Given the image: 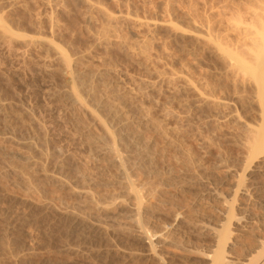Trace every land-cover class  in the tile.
<instances>
[{"label":"rangeland","instance_id":"obj_1","mask_svg":"<svg viewBox=\"0 0 264 264\" xmlns=\"http://www.w3.org/2000/svg\"><path fill=\"white\" fill-rule=\"evenodd\" d=\"M207 2H210L209 4L211 5ZM220 4V0H0V148L3 150L0 151V264H210L208 260L204 259V252L205 250L207 251L209 249L208 247L211 246L210 244H212V235L209 233L201 234L199 233L200 231L196 232L193 229L195 228V222L193 221H195L196 216L193 213L189 214L185 206L187 202H189V205L190 200L192 201L191 198L193 195H190L193 192L196 193L198 190L203 191L204 189L203 192H198L202 193L203 196L209 193L207 189L212 192L214 190L213 187H217L218 183L216 182L221 180L219 176H222L225 169L228 168L229 170V166L231 168L232 161H234V158L231 159V156L233 155L234 157L235 155L232 154L234 153L232 149L229 150L231 139L226 135L229 134L231 126L234 125L232 123L230 124V122L240 123V121H243L241 116H245V113H243L244 111L242 112L243 107L241 104L237 103V99L235 100L233 96H228L225 91H222L223 93L217 92V96H214L217 101L219 100V103L223 104V106L219 104L221 107L218 106L217 108L211 103H209L210 107L209 104L206 105V100L203 99L204 96L202 94L199 95L202 87L203 89L206 88L207 91L210 90L213 82L211 77L215 64L213 57L209 54L202 53L198 46L200 50H194V48L197 47H195L196 43L193 41L192 37L196 36V34L199 35L206 17L212 20L211 23H213V21L215 23L224 21L225 16L227 17L228 14L224 16L220 14L222 10ZM209 7L211 9H209ZM107 17L110 19L108 18V20ZM168 24H171L174 30L172 28V31L168 29L170 26ZM174 24L175 26L173 27ZM164 27H167V29ZM173 31L174 33L177 32L174 36L172 34ZM182 31L186 32V36H183L185 34H183L184 32ZM178 32L183 34H179L182 35V37H179ZM187 32H190L191 38L188 36L189 34ZM59 51L64 55L61 53L59 57ZM62 55H66L69 59L68 61L74 68L76 65V67L79 66V68H83L82 70H94L93 72L94 74L96 73V78H98L96 79L98 81V84L96 81V85H99L100 88L99 97L101 96L102 99H106L108 96H111L108 98L109 101L112 99V102L110 101L111 106H113L114 109H118L120 114L117 111L116 113H118V116L124 118L122 120L127 124L128 122L130 124L131 121L134 124V118L142 113L146 116L143 115L145 119L150 118L149 121L146 119L147 122L145 127L150 130L144 128L142 132L146 130L147 133V135H145V132L143 133L144 140H148L145 139V136L149 138L148 134L150 133V136L153 133V136H151L154 141L153 143H155V140H158V138L159 141L162 139L161 142L163 143L161 144L156 140L155 145L157 146L153 145L150 147L152 143L150 138V141L148 140L147 143V145H149L148 147H150V150L153 152V154L150 155H154L153 158L155 157L154 163L155 160H157L155 167L158 171L161 170L163 173V170H166L170 163L166 158L174 151L176 157L179 153L180 157L183 156L182 158L179 156L177 157L179 163L185 158L186 161L184 160L182 163L184 165L188 163L190 169L193 166L191 170L197 172V170L200 171V169H204L198 172V174L203 175L202 177L199 175V181H203L201 183L199 182L196 188L191 187L195 191L188 189L191 190V193L187 190L186 193L179 194L177 190L173 191L175 201H181L183 210L177 208L178 205L181 204L175 201H172L171 204H160L161 206L163 205L162 208L159 206L160 210H152L153 207H151V210L147 209L146 207L149 205L146 204H150L153 199L152 197L150 198L149 195L151 191L147 192L151 185L148 184L150 180H144L143 177L148 174L146 176L148 178L149 173H144V176L143 173H135L136 175H133L134 177L131 179L134 182L137 180L136 183H139L138 186L141 188L142 195L144 196L142 197V203L147 202L146 204L144 203L145 206L144 204L143 207L141 206L139 211V215H142L139 216V220L141 221L143 219L141 223H144L140 224L142 225V230L139 228L140 225L134 222H138V219H134L133 221V218L129 216V208L133 207V202L135 203V201L131 197L133 196L132 194L128 195V189L125 191L126 189L124 187H127V184H124V182L126 183V180L124 181L122 176L117 175L115 171L105 173L99 169L98 164H95L96 156L93 158L92 156L94 154L86 151L87 149L84 147V142L80 144L81 140L79 138L81 137L82 140L90 136L95 137L94 139L99 137L101 126L98 119L101 118L97 117L98 119H95V114L94 117L93 114L89 112L91 109L84 110V108L80 107L77 103L73 104V102L70 104V101L66 100V96L63 97V95H61L64 90V87H62L63 83H59L58 79L56 80V78L52 77L53 75L50 76L51 78L48 77L50 75L49 71H53L56 68L54 67V61L60 59ZM45 72H48L49 75ZM206 73L207 75H205ZM204 76H206V80L208 79L207 81L202 79ZM45 78L46 80H44ZM100 79H102L101 83L99 81ZM184 81H186L187 84ZM188 81L191 83H188ZM204 81H206L209 86L206 85V87ZM102 82H104L103 84H105L107 88L103 87V89L100 87ZM21 84H24V86L21 87ZM111 89L117 92V95L120 94L118 98L112 94L113 91ZM55 91H57L56 94ZM122 94L124 96H122ZM208 95L210 96V92H208ZM127 96L129 98H127ZM201 96H203V98H201ZM122 97L127 100L126 103H123V101L126 100L124 98L122 99ZM128 102L131 104H127ZM88 105L86 109H89L90 106ZM49 110L52 111L50 112ZM83 113L85 115H83ZM101 114L100 116L103 117L104 115L102 116ZM168 117L171 121L168 120ZM96 120L98 121L96 122ZM172 120L173 123L179 121L182 126H179L181 125L179 122L175 123V125L172 124ZM50 121L55 122V125ZM166 122H169L168 128ZM147 123H151V126L156 125L154 128L162 126L161 129L159 128L161 130L160 133L159 130L156 129L159 134L158 136L157 134L154 135L156 130L154 129V132L153 128ZM37 125L38 127L40 125V129ZM44 125L47 127L43 128ZM176 125L182 130L179 133V130H175L174 128L176 127L178 129ZM182 127L185 128L183 129ZM41 128H43L42 131ZM44 130H46L45 132L50 136L54 135L53 137L55 138L52 140L53 143L56 141V144H52V141L49 140V137H47L48 135L46 136ZM151 130L153 132L149 133ZM226 131H228V133ZM220 133L221 135L224 134V136L222 135L223 139H221L222 136ZM88 134L89 137H86L85 135ZM177 134L181 137L180 139H177L179 138ZM181 134L183 135L181 136ZM82 135L85 137L83 138ZM156 136L158 138H155ZM174 136H176L175 139ZM167 139L170 142L172 141V144ZM182 139L186 140L188 145L183 140L184 144ZM47 140L49 142H47ZM71 140L72 142H70ZM221 141L224 143V146ZM164 142L166 144L168 143V145L171 144V146L167 148L168 145H165ZM177 142L181 147L185 145L184 149L175 145ZM221 144L224 150L221 148ZM65 145L68 147L66 148ZM158 146L161 149L164 148V146L165 148L160 150L157 149L159 148ZM171 147L174 151H171L173 150ZM185 147L187 148L186 150ZM152 148H154V150H152ZM225 148L226 151L228 149L227 154L225 153ZM77 149L80 151H77ZM7 151H17L16 153L22 155L28 154L27 156H29L28 160L30 164L34 170L36 169L33 173V180L36 182L35 184L33 183L34 186L32 185V188L26 189L28 187L27 184L22 182L25 177L24 174L22 176L14 172L17 166L20 167L21 164L18 162L13 163L12 159L6 154ZM162 151L167 154L165 153V155L162 153V155H160ZM230 151L232 152L230 153ZM85 152H88V154ZM76 154H79L78 157ZM172 155L173 154L169 156L171 157ZM162 156L167 157L163 158ZM31 160L34 161L32 162ZM171 160L172 158L170 161ZM177 160H174V162ZM206 160H208V162ZM174 162L172 161L170 163L173 167L176 165L180 170L186 168L181 166L180 168L179 165H182V163L178 164L175 162L176 164H174ZM190 164H192V166ZM206 165H208V168ZM14 166L16 167L15 169ZM225 166L227 168H225ZM222 167H224L223 172ZM12 170L14 173H12ZM215 170L217 171L215 172ZM220 172H222V174H220ZM216 173L219 175L218 177ZM19 175L22 177L20 178ZM94 179L96 181H94ZM85 181L87 182L86 184ZM141 181L146 182L142 184ZM201 184H203V186ZM151 187V190L155 189L153 186ZM83 189L92 195H97L99 193L101 196L95 195V197H99L97 200H104L105 202L100 201L102 205L97 200L95 201L96 204L93 202L94 205L87 203L82 197L77 196V194L84 191ZM67 192L70 193L68 194ZM108 194L110 196L112 195V198L109 197ZM182 194L186 199L189 194V201L184 198L182 199H184L186 203L184 200L182 201L181 197H179V195L182 196ZM103 196L104 199L101 198ZM204 200L203 202L209 203L210 199L208 200L206 198L207 201ZM176 203H178V205ZM183 203L185 206H183ZM210 203H212L211 200ZM88 205L89 207H87ZM170 205L172 208H169ZM102 206L105 208L103 209ZM95 207H97V209ZM144 208H146L147 211ZM66 210H69L73 215L77 214V216L87 218L86 220H90L89 222L99 223L107 229L108 233L101 234L97 231L91 232L87 228L81 227L78 224L76 225L70 217L65 218L61 216V212H67ZM208 210H206V212ZM258 210L259 213H261L260 211L262 210L256 209L257 212ZM182 213L185 214L183 215ZM207 213L209 214L210 212ZM207 213L205 215H208ZM87 214H89L88 217ZM193 217L195 218L193 219ZM207 218L208 217L205 216L202 220ZM189 219H192L191 223ZM208 220L209 218L207 219V223ZM144 228L145 231H143ZM147 234L150 235L151 241L156 244L154 249L157 253H155L159 255L155 256L158 257L150 258V256L147 255L144 257L145 247L141 241L144 240L145 236L147 238ZM141 251L144 253L142 254ZM160 257L163 260H161ZM138 258L140 260H138ZM158 259L161 260V262Z\"/></svg>","mask_w":264,"mask_h":264},{"label":"bare ground","instance_id":"obj_2","mask_svg":"<svg viewBox=\"0 0 264 264\" xmlns=\"http://www.w3.org/2000/svg\"><path fill=\"white\" fill-rule=\"evenodd\" d=\"M219 1V0H218ZM227 1V2H226ZM226 2V3H225ZM203 3V2H202ZM208 4L210 2H207ZM220 6L222 8L221 13L223 16L228 14V16H225L224 21L221 22H214L211 23L212 20H209L206 16L205 18V23L203 24V27L200 29V33L199 35L196 34V36L192 37L190 36V32L188 33L190 36V38H193V41L196 43V46L194 44L195 47H199L201 49L202 53L205 54H209L210 56L213 57L214 59V64L215 67L213 72H212V85L210 87V90L207 91L206 88L203 89V87L201 88V92L199 93V95H203L201 96V98H203L204 100H206V105L211 103L214 107H218L220 106L222 103H219V100L217 101L216 97H214L215 95L217 96V92H222L225 91L228 96L231 95L233 96V98L236 100L237 99V103H240L241 106L243 107L242 112L245 113V116L243 117V115L241 116L243 118V121L240 123H233L230 122V124H234L233 126H231L230 128V137L229 134L226 135L224 132V134L231 139V146L229 148V150L232 149V151L234 153L235 156L233 157V155L231 156V159L234 158V161H232V165L231 168L229 166V170H228V166L225 168V171L223 170L224 167H222V172H220V174H222V176L217 175V177L219 176V178H221V180H218L217 187H213L214 190L211 192L209 189H207L209 191V193L207 195H202V193H198L200 190H196L197 192H193L195 194H191L190 196H192V201L190 200V204L188 205L189 202L186 203V201L184 199H186V197L184 198L183 194L182 196L179 195V197L184 198L182 199V201L184 200L186 203L183 206H185V209H187V212L193 213L195 217H193V219L195 218V225L193 228L196 232L200 231L199 233L201 234H211L212 236V244H210L211 246L208 247L209 249L204 252V259L208 260L210 264H264V0H220ZM216 4V3H215ZM211 5V4H209ZM205 6V5H204ZM208 6V5H207ZM217 6V5H216ZM215 7V5H214ZM213 8V7H212ZM218 8V7H217ZM207 9V8H206ZM209 9H211L209 7ZM220 10V8H219ZM104 11V10H103ZM101 12V11H100ZM105 12V11H104ZM209 12V11H208ZM103 13V12H102ZM101 13V14H102ZM204 13V12H203ZM217 13V12H216ZM208 14V13H207ZM206 14V15H207ZM221 15V16H222ZM104 16V15H103ZM106 16V15H105ZM192 16V15H191ZM110 17V16H109ZM107 17V19L109 18ZM219 17V16H218ZM217 17V18H218ZM112 18V17H111ZM193 18V17H192ZM212 18V17H211ZM220 18V17H219ZM110 19V18H109ZM108 19V20H109ZM115 19V18H114ZM113 19V20H114ZM191 19V18H190ZM214 19V18H213ZM128 20V19H127ZM132 20V18H131ZM135 20V19H133ZM192 20V19H191ZM204 20V19H203ZM219 20V19H218ZM130 21V20H129ZM128 21V22H129ZM189 21V20H188ZM158 22V21H157ZM169 22V21H168ZM201 22V21H200ZM131 23V22H129ZM135 23V22H134ZM160 23V22H159ZM158 23V24H159ZM156 24V23H154ZM166 24V23H165ZM173 24V23H171ZM171 24L168 27V29H171ZM192 24V23H191ZM200 24V23H199ZM132 25V24H131ZM134 25V24H133ZM167 25V24H166ZM189 25V24H188ZM175 26V24L173 25V27ZM155 27V26H153ZM167 29V27H164ZM200 28V27H199ZM173 29V28H172ZM171 29V31H172ZM176 29V28H175ZM178 29V28H177ZM176 29V30H177ZM174 30V29H173ZM179 30V29H178ZM181 30V29H180ZM170 31V30H169ZM196 31V30H195ZM176 32V31H175ZM184 32L183 35L181 32H178L179 34H182L183 36H186V32ZM198 33V32H197ZM173 36L176 33H174V31L172 32ZM182 35H179V37ZM195 35V34H192ZM177 36V35H176ZM175 36V37H176ZM189 38V39H190ZM174 39V38H173ZM191 43H193L192 41H190ZM183 43V42H182ZM187 47V46H186ZM197 48H194V50H200ZM49 50V49H48ZM51 50V49H50ZM52 51V50H51ZM53 52V51H52ZM55 52V51H54ZM58 52V50H57ZM60 52V51H59ZM60 55L59 57L61 56ZM135 53V52H134ZM197 53V52H195ZM194 53V54H195ZM37 54V53H36ZM52 54V53H51ZM59 54V53H58ZM63 54V53H62ZM55 55V54H54ZM57 55V54H56ZM64 55V54H63ZM60 59H57L56 61H54L55 65L54 67L55 70H51L46 74H48L47 76L49 78H51L50 76L56 78V80H59V83L62 82L64 84H62V87H64V90L62 91L61 95L66 96V100L70 101L74 103H77L80 107L84 108V110H90L89 111L91 114H95L96 118L98 119L99 117L101 119L96 120V122H100V128H101V132L99 134V137L94 139L95 137H89L88 135H85L86 137L88 136L89 138H86L84 141L82 140V137L79 138L80 144L81 142L85 143L84 147H86V151H88L91 154H94L92 157H95V164H98L99 169H101L102 171H104L105 173L111 172V171H115V173L119 176H122L123 180H126V183L124 182V184H127V187L125 186L124 188L126 189L125 191H127L128 195L132 194L133 196H131L133 198V200L135 201V203L133 202V207L129 208V216L131 218L134 219H138V223L137 221H134L137 224H144L141 223L143 222L142 220L140 221V215H139V211L141 206L143 207L142 203V197H144L142 195V190L141 188L138 186L139 183L137 184V180L136 182H134L131 178L134 177L133 175H136L135 173L138 174H142L144 176V173H149L148 178L145 176L143 177L144 180H150L148 181V184H151L148 191H153L152 192V196H151V192L149 193L150 198L152 197L153 201L150 202V204H146L149 205L148 207H146L147 209L152 210L153 209H159L160 207L162 208L163 205L161 206L160 204H171L172 201H175V196H174V192L175 190H177L178 194L179 193H186L188 189H192L193 187H197L199 184V175L202 177L203 175L198 174V172H201V170L204 169H200L197 170V172H195L193 169L192 164H190L192 167L190 169L188 163L187 165L183 164L182 162H184V160L180 163H182V165H179V167H186L184 169H179L178 167H176V165H171L170 163L174 160H177V157L180 155H177V157L174 155L175 151L174 149L171 147V151H174L171 157L168 155V157L166 158L165 156H162L163 158L165 157L170 163L168 165V167L166 168V170L164 171L163 169V173L161 170V172H159L156 169V161L154 163V158L153 156H151L150 154H153V152L150 150V147H152L153 145H155V143H153L154 141L152 140L153 133L150 136V132H153L152 130L149 131L150 134L149 138L152 140L151 146L148 147L149 145H147L148 140L150 141L149 138L148 140H144V132L146 133V130L143 131V129L146 127V119H145V115L142 113L140 115L142 116H136L138 114H136L135 118H134V124L131 123L132 125L128 124L123 121L122 117L118 116V113L120 114V112H118L117 108H113V106H111L110 101L112 99H110L109 101V97L108 96L106 99H102L101 96L99 97V85H96V73L94 74V70H82L81 68L76 67L75 68L70 64V62L68 61L69 59L65 56H63ZM132 55V54H131ZM189 55V54H188ZM58 58V57H57ZM131 58V57H130ZM196 59V57H195ZM198 59V58H197ZM201 59V58H200ZM199 60V59H198ZM193 61V60H192ZM200 61V60H199ZM80 63V62H79ZM78 63V64H79ZM196 63V62H195ZM76 64V63H74ZM190 64V63H189ZM193 64V63H192ZM40 65V64H39ZM38 65V66H39ZM191 65V64H190ZM44 66V65H43ZM46 66V65H45ZM51 66V65H50ZM193 66V65H192ZM53 67V66H52ZM73 67V68H72ZM81 67V66H80ZM207 67V66H206ZM47 68V67H46ZM51 68V67H50ZM41 69V68H40ZM45 69V68H44ZM87 69V68H86ZM199 69V68H198ZM206 69V68H205ZM189 70V69H188ZM194 70V69H193ZM48 71V70H47ZM42 72V71H41ZM193 72V71H191ZM205 72V71H204ZM199 73V72H198ZM211 73V72H210ZM181 75V74H180ZM207 75V73L205 74ZM14 76V75H13ZM17 76V75H16ZM127 76V75H126ZM126 76H125V81H126ZM129 76V75H128ZM15 77V76H14ZM18 77V76H17ZM99 77V76H98ZM186 77V76H185ZM184 77V80H185ZM101 78V77H99ZM199 78V77H198ZM206 76H204V78L202 77V79H205ZM182 79V78H181ZM46 80V78L44 79ZM51 80V79H50ZM177 80V79H176ZM208 80V79H207ZM206 80V81H207ZM26 81V80H25ZM28 81V80H27ZM48 81V80H47ZM100 83L102 81V79L99 80ZM206 81H204L205 86L207 85ZM29 82V81H28ZM56 82V81H54ZM168 82V81H167ZM173 82V81H172ZM176 82V81H175ZM186 83V81H184ZM183 82V83H184ZM20 83V82H19ZM22 83V82H21ZM99 83V84H100ZM104 82H102V85H100V87H106L105 84H103ZM188 83H191L188 81ZM46 84V83H45ZM98 84V81H97ZM187 84V83H186ZM211 84V83H210ZM27 85V84H26ZM48 85V84H47ZM46 85V86H47ZM51 85V84H50ZM170 85V84H169ZM178 85V84H177ZM181 85V84H180ZM179 85V87H180ZM189 85V84H188ZM24 84H21V87H23ZM54 86V85H53ZM98 90H97V87ZM194 86V85H192ZM209 86V84L207 85ZM206 86V87H207ZM51 87V86H50ZM196 87V86H195ZM199 87V86H198ZM20 88V87H19ZM39 88V87H38ZM52 88V87H51ZM107 88V87H106ZM177 88V86H176ZM193 88V87H192ZM209 88V87H208ZM24 89V88H23ZM63 89V88H62ZM104 89V88H103ZM109 89V88H108ZM113 89V88H112ZM111 89V90H112ZM115 89V88H114ZM175 89V88H174ZM194 89V88H193ZM199 89V88H198ZM60 90V89H58ZM102 90V89H101ZM110 90V92H111ZM115 97H119L117 92H115L114 90H112ZM117 91V90H116ZM57 91H55L56 94ZM109 92V91H108ZM208 92H210V96L208 95ZM51 93V92H50ZM179 93V92H178ZM223 93V92H222ZM111 94V95H112ZM183 94V93H182ZM59 95V94H58ZM113 96V95H112ZM122 96H124L122 94ZM126 96V95H125ZM129 96V95H128ZM127 96V98H129ZM171 96V95H170ZM181 96V95H180ZM230 96V97H231ZM49 97V96H48ZM56 97V96H55ZM62 97V98H63ZM104 97V96H103ZM121 97V96H120ZM166 97V96H165ZM200 97V96H199ZM124 97H122L123 99ZM133 98V97H132ZM179 98V97H178ZM194 98V97H193ZM219 98V97H218ZM108 99V100H107ZM116 99V98H114ZM113 99V100H114ZM125 99V98H124ZM117 100V99H116ZM126 100V99H125ZM129 100V99H128ZM131 100V99H130ZM203 100V101H204ZM224 100V99H223ZM119 101V99H118ZM239 101V102H238ZM112 102V101H111ZM120 102H121V98H120ZM126 101H123V103H126ZM179 102V101H178ZM202 102V101H201ZM225 102V101H224ZM114 103V102H113ZM235 103V102H234ZM89 104V105H88ZM116 104V103H115ZM129 104V102L127 103ZM126 104V105H127ZM131 104V103H130ZM129 104V105H130ZM133 104V102H132ZM177 104V102H176ZM199 104V103H198ZM220 104V105H219ZM90 106L89 109L86 107ZM113 105V104H112ZM225 105V104H224ZM228 105V104H226ZM170 106V105H169ZM223 106V104H222ZM230 106V105H229ZM235 106V105H234ZM240 106V107H241ZM79 107V108H80ZM121 107V106H120ZM123 107V106H122ZM126 107V106H125ZM124 107V108H125ZM210 107V104H209ZM221 107V106H220ZM130 108V106H129ZM224 108V107H223ZM232 108V107H231ZM52 109V106H51ZM117 109V110H116ZM162 109V108H161ZM190 109V108H189ZM222 109V108H221ZM80 110V109H79ZM138 110V109H137ZM158 110V109H157ZM175 110V109H174ZM197 110V109H196ZM215 110V109H214ZM229 110V109H228ZM50 111V110H49ZM52 111V110H51ZM50 111V112H51ZM100 111V113H99ZM116 111L118 113H116ZM239 111V110H238ZM46 112V111H45ZM44 112V113H45ZM93 112V113H92ZM166 112V111H165ZM171 112V111H170ZM191 112V111H190ZM197 112V111H196ZM241 112V111H240ZM35 113V112H34ZM37 113V112H36ZM102 113V114H101ZM136 113V111H135ZM138 113V112H137ZM140 113V112H139ZM158 113V112H157ZM163 113V111H162ZM161 113V115H162ZM178 113V112H177ZM239 113V112H238ZM242 113V114H243ZM47 114V113H46ZM45 114V115H46ZM54 114V113H53ZM87 114V113H86ZM100 114L103 116L101 117ZM167 114V113H166ZM182 114V113H181ZM210 114V113H209ZM232 114V113H231ZM50 115V114H49ZM55 115V114H54ZM83 115H85L83 113ZM134 115V114H133ZM143 115L145 117H143ZM175 115V114H174ZM183 115V114H182ZM39 116V115H38ZM43 116V114H42ZM47 116V115H46ZM68 116V115H67ZM66 116V117H67ZM94 116V117H95ZM157 116V115H156ZM164 116V115H163ZM170 116V115H169ZM240 116V115H239ZM55 117V116H54ZM65 117V116H64ZM98 117V118H97ZM229 117V116H228ZM39 118V117H38ZM48 118V117H47ZM92 118V117H91ZM153 118V115H152ZM163 118V117H162ZM167 118V117H166ZM212 118V117H211ZM224 118V117H223ZM241 118V119H242ZM44 119V118H43ZM51 119V118H50ZM63 119V118H61ZM73 119V118H72ZM75 119V117H74ZM89 119V118H88ZM181 119V118H180ZM185 119V118H184ZM227 119V118H226ZM237 119V118H236ZM39 120V119H38ZM41 120V119H40ZM127 120V119H126ZM148 121L150 120V118L147 119ZM161 120V119H160ZM169 120V117H168ZM174 120V119H173ZM172 120V124L175 125V123H178L179 121H176L173 123ZM208 120V119H207ZM63 121V120H62ZM73 121V120H72ZM156 121V120H155ZM163 121V119H162ZM171 121V120H169ZM215 121V120H214ZM222 121V120H221ZM228 121V120H227ZM239 121V120H238ZM45 122V121H44ZM52 122V121H50ZM152 122V121H151ZM161 122V121H160ZM39 123V122H38ZM46 123V122H45ZM55 125V122H52ZM57 123V122H56ZM60 123V121H59ZM78 123V122H77ZM163 123V122H161ZM167 123V122H166ZM169 123V122H168ZM168 123H167V128H168ZM180 123V122H179ZM193 123V122H192ZM198 123V122H197ZM41 124V123H40ZM72 124V123H71ZM94 124V123H93ZM148 124V123H147ZM151 124V123H150ZM148 124V125H150ZM155 124V123H154ZM181 124V123H180ZM185 124V123H183ZM191 124V123H190ZM225 124V123H224ZM43 125V124H41ZM46 125V124H45ZM47 127V126H45ZM57 125V124H56ZM98 125V124H96ZM153 125V124H152ZM158 125V124H157ZM49 126V125H48ZM53 126V125H52ZM74 126V125H72ZM151 126V125H150ZM156 126V125H154ZM154 126H151L153 128V130L157 129L159 130V133L161 132V127L159 126V128H154ZM178 127V125H176ZM179 126H182L179 125ZM205 126V125H204ZM216 126V125H215ZM219 126V125H218ZM229 126V125H228ZM38 127V125H37ZM40 127V125H39ZM38 127V128H39ZM55 127V126H54ZM59 127V126H58ZM71 127V125H70ZM82 127V126H81ZM149 127V126H147ZM173 127V126H172ZM211 127V126H210ZM214 127V126H213ZM41 128V131L42 129ZM56 128V127H55ZM73 128V127H72ZM71 128V129H72ZM76 128V127H75ZM175 130H179L178 133L182 130L174 127ZM181 128V127H180ZM183 128V127H182ZM185 128V127H184ZM183 128V129H184ZM194 128V127H193ZM40 129V128H39ZM47 129V128H46ZM53 129V128H52ZM147 130H150L148 128H145ZM215 129V128H214ZM221 129V127H220ZM77 130V129H76ZM75 130V131H76ZM154 130V132H155ZM157 136L159 135L157 133ZM208 130V129H207ZM46 130H44V133L46 134L47 137H49V140L52 141V144H56V141H54L53 143V136H50L49 134H47L45 132ZM50 131V130H49ZM58 131V130H56ZM79 131V130H77ZM215 131V130H214ZM55 132V131H54ZM148 132V131H147ZM172 132V131H171ZM188 132V131H186ZM228 133V131H226ZM43 133V134H44ZM58 133V132H57ZM177 133V132H175ZM183 133V132H181ZM210 133V132H209ZM42 134V135H43ZM52 134V132H51ZM75 134V133H74ZM77 134V132H76ZM75 134V135H76ZM187 134V133H185ZM224 134H222L224 136ZM60 135V134H59ZM71 135V134H70ZM97 135V134H96ZM147 135V133L145 134ZM166 135V134H165ZM178 135V134H177ZM183 134H181L182 136ZM221 135V133H220ZM221 135V136H222ZM40 136V135H39ZM45 136V137H46ZM74 136V135H73ZM81 136V135H80ZM83 136V135H82ZM83 136V138L85 137ZM95 136V135H94ZM155 138H158V137ZM179 136V135H178ZM185 136V135H184ZM187 136V135H186ZM190 136V135H189ZM197 136V135H196ZM211 136V135H209ZM223 136L221 139H223ZM44 137V136H43ZM64 137V136H63ZM72 137V136H70ZM160 137V136H159ZM169 137V136H168ZM172 137V135H171ZM176 136H174L175 139ZM214 137V136H213ZM39 138V137H38ZM60 138V137H59ZM161 138V137H160ZM167 138V137H166ZM170 138V137H169ZM168 138V139H169ZM181 137L179 136L180 139ZM184 138V137H182ZM188 138V137H187ZM225 138V137H224ZM41 139V138H40ZM44 139V138H43ZM47 139V138H46ZM45 139V140H46ZM69 139V138H68ZM71 139V138H70ZM77 139V138H76ZM167 139V140H168ZM176 139V141H177ZM186 139V138H185ZM189 139V138H188ZM212 139V138H211ZM56 140V139H55ZM73 140V139H72ZM72 140L70 142H72ZM182 139V142L184 143V141L186 142V140ZM217 140V139H216ZM215 140V141H216ZM44 141V140H43ZM67 141V140H66ZM145 141V142H144ZM147 141V142H146ZM158 142H161L162 139L159 141V138L157 140ZM164 141V140H163ZM169 141V140H168ZM181 141V140H179ZM188 141V140H187ZM46 142V141H45ZM47 142H49L47 140ZM65 142V140H64ZM166 142V141H165ZM164 142V143H165ZM170 142V141H169ZM172 142V141H171ZM170 142V143H171ZM211 142V141H210ZM27 143V142H26ZM66 143V142H65ZM68 143V141H67ZM79 143V142H78ZM180 143V142H179ZM219 143V142H218ZM222 143V141H221ZM28 144V143H27ZM59 144V142H58ZM73 144V143H72ZM71 144V146H72ZM158 144V145H160ZM172 144V143H171ZM168 143L165 145H168L167 148L169 146ZM185 144V143H184ZM187 144V142H186ZM208 144V143H207ZM214 144V143H213ZM224 146V143H222ZM221 144V148L223 147ZM31 145V144H30ZM163 145V144H162ZM177 146V144H175ZM188 145V144H187ZM227 145V144H226ZM55 146V145H54ZM57 146V145H56ZM61 146V144H60ZM76 146V145H75ZM74 146V148H75ZM157 146V145H155ZM154 146V148H155ZM174 146V145H173ZM184 146L180 148L184 149ZM194 146V145H193ZM214 146V145H213ZM220 146V145H219ZM4 147V146H2ZM47 147V146H46ZM66 147V145H65ZM63 147V148H65ZM68 147V146H67ZM66 147V148H67ZM159 147V146H158ZM162 147V146H161ZM176 147V146H175ZM174 147V148H175ZM205 147V146H204ZM208 147V146H207ZM62 148V147H61ZM73 148V149H74ZM79 148V146H78ZM154 148H152V150H154ZM165 148V146H164ZM164 148H157L160 150H163ZM200 148V146H199ZM220 148V147H219ZM227 148V147H226ZM225 148V153L227 154L228 149L226 151ZM69 149V148H68ZM76 149V148H75ZM85 149V148H83ZM156 149V150H157ZM177 149L179 150V148L177 147ZM187 148L185 147V150ZM191 149V148H190ZM211 149V148H210ZM223 149V148H222ZM2 149L0 148V151ZM13 150V149H12ZM79 149H77L78 151ZM176 150V149H175ZM203 150V149H202ZM208 150V149H207ZM219 150V149H218ZM224 150V149H223ZM222 150V151H223ZM3 151V150H2ZM6 151V150H5ZM67 151V150H66ZM75 151V150H74ZM80 151V150H79ZM168 153L169 150L167 149ZM177 151V150H176ZM182 151V150H181ZM192 151V150H191ZM221 151V149H220ZM230 151V153L232 152ZM17 152V151H16ZM16 152H10L7 151L6 154L8 155V157H10V159H12L13 163L14 162H18L20 165L17 166V169H15L16 167L14 166V169L17 174H21L23 176L24 174V180L22 181L23 183L25 182L27 184V190L28 188H32V185L34 186L35 182L33 180V173L34 168L32 167V165L29 162V156L25 155V154H18ZM23 152V151H22ZM84 152V151H83ZM88 152H85L88 154ZM152 152V153H151ZM185 152V151H184ZM188 152V151H186ZM207 152V151H206ZM224 152V151H223ZM5 153V152H3ZM24 153V152H23ZM72 153V152H71ZM81 153V152H80ZM157 153V152H156ZM155 153V154H156ZM159 153V151H158ZM163 151L161 152L160 155H162ZM166 153V152H165ZM163 153V154H165ZM178 153V152H177ZM182 153V152H181ZM193 153V152H192ZM2 154V153H1ZM5 154V157L7 159V156ZM33 154V153H32ZM167 154V153H166ZM165 154V155H166ZM183 154V153H182ZM191 154V153H189ZM187 154V155H189ZM208 154V153H207ZM4 155V154H2ZM77 155V154H76ZM79 155V154H78ZM77 155V157H78ZM185 155V154H184ZM193 155V154H192ZM204 155V154H203ZM212 155V154H211ZM229 155V154H228ZM231 155V154H230ZM81 156V154H80ZM157 156V155H156ZM159 156V154H158ZM157 156V158H158ZM182 156V155H181ZM194 156V155H193ZM216 156V155H215ZM180 157V156H179ZM183 157V156H182ZM180 157V158H182ZM223 157V156H222ZM34 158V157H33ZM91 158V157H90ZM89 158V159H90ZM172 158V160L170 161V159ZM176 158V159H175ZM5 159V158H4ZM162 159V158H161ZM188 159V158H187ZM192 159V157H191ZM201 159V158H200ZM199 159V160H200ZM28 160V161H27ZM35 160V159H34ZM33 160V161H34ZM79 160V159H78ZM86 160V158H85ZM92 160V158H91ZM163 160V159H162ZM166 160V161H167ZM218 160V159H217ZM10 161V160H9ZM32 161V160H31ZM32 161V162H33ZM88 161V159H87ZM180 161V160H179ZM186 161V160H185ZM190 161V160H189ZM208 162V160H206ZM176 163L180 164L177 161H175ZM174 162V164H176ZM188 162V161H187ZM191 162V161H190ZM189 162V163H190ZM213 162V161H212ZM225 162V161H224ZM77 163V162H76ZM167 163V162H166ZM219 163V162H218ZM230 163V162H229ZM9 164V163H8ZM12 164V163H11ZM18 164V165H19ZM80 164V163H79ZM86 164V163H85ZM93 164V163H92ZM168 164V163H167ZM173 164V163H172ZM177 164V165H178ZM226 164V162H225ZM194 165V163H193ZM203 165V163H202ZM201 165V166H202ZM211 165V164H210ZM213 165V164H212ZM224 165V164H222ZM7 166V165H6ZM90 166V165H89ZM92 166V165H91ZM208 165H206L207 167ZM35 167V166H34ZM41 167V166H40ZM81 167V166H80ZM88 167V165H87ZM86 167V168H87ZM166 167V166H165ZM180 167V168H181ZM195 167V166H194ZM211 167V166H210ZM43 168V167H42ZM158 168V167H157ZM178 168V169H177ZM196 168V167H195ZM208 168V167H207ZM13 169V170H14ZM25 169V170H24ZM47 169V168H46ZM77 169V168H76ZM94 169V168H93ZM217 169V168H216ZM12 170V173H14ZM39 170V169H38ZM79 170V168H78ZM81 170V169H80ZM220 170V169H219ZM9 171V170H8ZM25 171V173H24ZM43 171V170H42ZM84 171V170H83ZM99 171V170H98ZM217 170H215L216 172ZM221 171V170H220ZM5 172V171H4ZM40 172V171H39ZM103 172V173H104ZM204 172V171H203ZM206 172V170H205ZM213 172V171H212ZM219 172V171H218ZM15 173V174H16ZM26 174V175H25ZM80 174V173H78ZM94 174V172H93ZM153 174V176H152ZM212 174V173H211ZM219 174V173H218ZM10 175V173H9ZM8 175V176H9ZM101 175V174H100ZM105 175V174H104ZM115 175V174H114ZM151 175V177H150ZM214 175V174H213ZM20 176V175H19ZM20 176V178L22 177ZM87 176V175H86ZM96 176V175H95ZM138 176V175H137ZM212 176V175H211ZM4 177V176H3ZM89 177V176H88ZM102 177V176H101ZM151 179H150V178ZM216 177V178H217ZM19 178V179H20ZM94 178V177H93ZM97 178V177H96ZM116 178V177H115ZM37 179V178H36ZM203 179V178H202ZM142 180V179H140ZM139 180V182H140ZM209 180V179H208ZM88 181V180H87ZM94 181H96L94 179ZM203 181V180H202ZM201 181V182H202ZM220 181V182H219ZM142 182V181H141ZM144 183L146 181H143ZM142 182V184H144ZM200 182V183H201ZM208 182V181H207ZM206 182V183H207ZM211 182V181H210ZM15 183V182H14ZM34 183V184H33ZM87 182L85 181V184ZM95 183V182H94ZM93 183V184H94ZM99 183V182H98ZM205 183V185H206ZM215 183V182H214ZM20 184V182H19ZM97 184V183H96ZM147 184V185H148ZM155 184V187H154ZM204 184V183H203ZM203 184H201L203 186ZM141 185V184H140ZM199 185V186H201ZM216 185V184H215ZM214 185V186H215ZM36 186V185H35ZM65 186V185H64ZM63 186V187H64ZM146 186V185H144ZM151 186H153V188L151 190ZM18 187V186H17ZM21 187V186H20ZM24 187V186H23ZM26 187V186H25ZM66 187V186H65ZM121 187V186H120ZM142 187V185H141ZM192 187V188H191ZM35 188V187H34ZM56 188V187H55ZM144 188V187H143ZM148 188V187H147ZM204 188V187H203ZM200 188V189H203ZM22 189V188H21ZM44 189V188H43ZM63 189V188H62ZM78 189V188H77ZM146 189V187H145ZM212 189V188H211ZM23 190V189H22ZM34 190V189H33ZM65 190V189H64ZM68 190V189H67ZM74 190V188H73ZM84 190V189H83ZM193 190V189H192ZM206 190V191H207ZM26 191V190H25ZM30 191V190H29ZM35 191V190H34ZM58 191V189H57ZM72 191V189H71ZM70 191V192H71ZM79 191V190H78ZM97 191V190H96ZM189 192L191 190H188ZM195 191V190H193ZM204 191V189H203ZM202 190L200 192H203ZM24 192V191H23ZM27 192V191H26ZM43 192V191H42ZM46 192V191H45ZM59 192V191H58ZM69 192V193H70ZM75 192V191H74ZM92 192V191H91ZM99 192V191H98ZM97 192V193H98ZM113 192V190H112ZM28 193V192H27ZM47 193V192H46ZM68 193V192H67ZM68 193V194H69ZM102 193V192H101ZM108 193V192H107ZM106 193V195H107ZM191 193V192H190ZM29 194V193H28ZM51 194V193H50ZM111 194V193H110ZM144 194V193H143ZM73 195V194H72ZM96 194H89V192L87 191H83L80 192L79 194H77V196L82 197V199L84 201H87V203L89 204H96V200L97 198L99 199V197L101 195H99V193L96 195L99 197H95ZM103 195V193H102ZM109 195V194H108ZM176 195V193H175ZM185 195V194H184ZM31 196V195H30ZM45 196V195H44ZM64 196V195H63ZM147 196V195H146ZM178 196V195H177ZM186 196V195H185ZM189 194L187 195V201H189L190 196ZM207 196V197H206ZM28 197V196H26ZM38 197V196H37ZM72 197V196H71ZM107 197V196H106ZM109 197L112 198V195ZM114 197V196H113ZM126 197V196H125ZM148 197V196H147ZM29 198V197H28ZM62 198V197H61ZM104 199V196L101 197ZM108 198V197H107ZM115 198V197H114ZM113 198V199H114ZM189 198V199H188ZM206 198L209 200H211L212 203L207 202H203L207 201ZM25 199V198H23ZM106 199V198H105ZM130 199V198H129ZM146 199V198H145ZM180 199V198H179ZM144 200V199H143ZM178 200V199H177ZM31 201V200H30ZM29 201V202H30ZM37 201V200H36ZM77 201V200H76ZM99 201V203H101L100 201L102 200H97ZM104 201V200H103ZM102 201V202H103ZM110 201V200H108ZM107 201V202H108ZM115 201V199H114ZM118 201V200H117ZM121 201V200H120ZM149 201V200H148ZM82 202V201H81ZM105 202V201H104ZM178 202L181 205H178V203H176L178 205L175 206V204H173L175 207L177 208H181L183 210L182 203L181 201H175ZM31 203V202H30ZM86 203V204H87ZM98 203V202H97ZM98 203V204H99ZM122 203V201H121ZM152 203V204H151ZM174 203V202H173ZM28 204V203H26ZM84 204V203H83ZM93 204V205H94ZM111 204V202H110ZM113 204V203H112ZM119 204V203H118ZM144 204V206H145ZM44 205V204H43ZM47 205V204H46ZM102 205V203H101ZM135 205V206H134ZM40 206V205H39ZM160 206V207H159ZM173 206V207H174ZM89 207V205L87 206ZM103 207V206H102ZM116 207V206H115ZM171 207V205L169 206V208ZM208 208L204 210V208ZM37 208V207H36ZM64 208V207H63ZM66 208V207H65ZM97 209V207H95ZM94 208V209H95ZM105 207H103L104 209ZM117 208V207H116ZM123 208V207H122ZM146 208H144L146 210ZM172 208V207H171ZM176 208V209H177ZM55 209V208H53ZM68 209V208H67ZM75 209V208H74ZM87 209V208H86ZM256 209H260L262 211H260L261 213H259L256 211ZM90 210V209H89ZM113 210V208H112ZM111 210V211H112ZM121 210V209H120ZM128 210V208H127ZM143 210V209H141ZM160 210V209H159ZM178 210V209H177ZM206 210H208L207 212H210L209 214L206 212ZM61 212V216L63 217H67L73 220V222L76 223V225H80L81 227L87 228L89 231H94V232H98L101 234H106L107 229L104 226H101L99 223H93V222H89L90 220H86L87 218L81 217V216H77L73 215V213L69 212V210H66ZM105 211V210H103ZM108 211V210H107ZM115 211V210H114ZM144 211V210H143ZM147 211V210H146ZM175 211V210H174ZM55 212V211H53ZM78 212V211H76ZM92 212V210H91ZM124 212V211H123ZM163 212V211H162ZM180 212V211H179ZM103 213V212H102ZM105 213V212H104ZM115 213V212H114ZM127 213V212H126ZM124 213V214H126ZM141 213V212H140ZM161 213V212H160ZM176 213V211H175ZM208 215H205V214ZM84 214V213H83ZM107 214V213H106ZM112 214V213H111ZM143 214V212H142ZM146 214V213H145ZM149 214V213H148ZM163 214V213H162ZM183 214V213H182ZM185 214V213H184ZM183 214V215H184ZM187 214V213H186ZM188 214V215H189ZM89 214H87L88 217ZM91 215V214H90ZM121 215V214H120ZM128 215V214H127ZM99 216V215H98ZM111 216V215H110ZM115 216V215H114ZM142 216V215H141ZM178 216V215H177ZM192 216V214H191ZM208 217V223H207V219L202 220L203 217ZM128 217V216H126ZM129 217V218H130ZM137 217V218H136ZM130 218V219H131ZM142 218V217H141ZM91 219V218H90ZM93 219V218H92ZM114 219V218H113ZM121 219V218H120ZM157 219V218H156ZM61 220V219H60ZM132 220V219H131ZM145 220V217H144ZM184 220V219H183ZM188 220V219H187ZM190 223L192 219H189ZM94 221V220H93ZM99 221V220H97ZM205 221V222H204ZM62 222V221H61ZM71 222V220H70ZM199 222V223H198ZM203 223V224H202ZM134 224V223H133ZM147 225V224H146ZM176 225V224H175ZM178 225V224H177ZM199 225V226H198ZM142 225H140V229ZM180 226V225H179ZM74 227V226H73ZM137 227V226H136ZM172 227V226H171ZM174 227V226H173ZM78 228V227H77ZM177 228V227H176ZM81 229V228H80ZM178 229V228H177ZM76 230V229H75ZM74 230V231H75ZM79 230V228H78ZM148 230V229H147ZM180 230V228H179ZM71 231V230H70ZM143 231H145V228L143 229ZM190 231V230H189ZM188 231V232H189ZM149 232V231H148ZM175 232V231H174ZM173 232V233H174ZM187 232V231H186ZM153 233V232H152ZM171 233V232H170ZM181 233V232H180ZM111 234V233H110ZM144 234V233H143ZM146 234V232H145ZM151 234V233H150ZM184 234V233H183ZM198 234V233H197ZM148 235V234H147ZM154 235V234H153ZM175 235V234H174ZM179 235V234H178ZM196 235V234H195ZM200 235V234H199ZM92 236V235H91ZM101 236V235H100ZM115 236V235H114ZM145 236V235H144ZM188 236V235H187ZM93 237V236H92ZM107 237V236H106ZM184 237V236H183ZM201 237V236H200ZM144 238V237H143ZM169 238V237H168ZM92 239V238H91ZM148 239V240H147ZM181 239V238H180ZM186 239V238H185ZM195 239V238H194ZM139 240V239H138ZM142 240V239H141ZM146 240V241H145ZM163 240V239H162ZM167 240V239H166ZM171 240V238H170ZM173 240V239H172ZM190 240V239H189ZM110 241V240H109ZM158 241V240H157ZM165 241V240H164ZM198 241V240H197ZM201 241V240H200ZM143 242V246L145 247V253L142 252V254L144 253V257L150 256V258L153 257H158L155 255H159L156 254L157 252L155 251V245L151 239H150V235L145 236L144 240L141 241V243ZM137 243V242H136ZM140 243V244H141ZM173 243V242H172ZM202 243V242H201ZM200 243V244H201ZM188 244V243H187ZM206 244V243H205ZM161 245V244H160ZM169 245V244H168ZM202 245V244H201ZM208 245V244H207ZM159 246V245H158ZM166 246V245H165ZM206 246V245H205ZM140 247V245H139ZM142 247V246H141ZM168 247V246H167ZM171 247V246H170ZM177 247V246H176ZM198 247V246H197ZM2 248V247H1ZM128 248V247H127ZM157 248V247H156ZM183 248V247H182ZM203 248V246H202ZM205 248V247H204ZM124 249V248H123ZM162 249V248H161ZM160 249V250H161ZM172 249V248H171ZM189 249V248H188ZM127 250V249H126ZM132 250V249H131ZM163 250V249H162ZM161 250V251H162ZM190 250V249H189ZM239 250V251H238ZM124 251V250H123ZM130 251V250H129ZM181 251V250H180ZM238 251V252H237ZM156 252V253H155ZM241 252V253H239ZM130 253V252H127ZM139 253V252H138ZM199 253V252H198ZM134 254V253H133ZM141 254V255H142ZM196 254V253H195ZM201 254V253H200ZM126 255V254H125ZM130 255V254H129ZM128 255V256H129ZM139 255V254H138ZM163 255V254H162ZM169 255V254H168ZM182 255V254H181ZM143 256V255H142ZM139 256V257H142ZM162 257V256H161ZM160 257L161 260H163ZM202 257V256H201ZM149 258V257H147ZM167 258V257H166ZM185 258V257H184ZM165 259V258H164ZM183 259V258H182ZM191 259V258H190ZM138 260H140L138 258ZM148 260V259H147ZM159 260V259H158ZM161 260H159L161 262ZM185 260V259H184ZM158 262V261H157ZM169 262V261H168ZM206 262V261H205ZM164 263V261H163ZM166 263V262H165ZM162 264V263H161Z\"/></svg>","mask_w":264,"mask_h":264}]
</instances>
